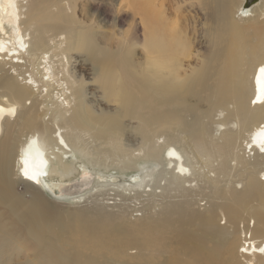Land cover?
I'll return each mask as SVG.
<instances>
[{"label":"bare ground","instance_id":"6f19581e","mask_svg":"<svg viewBox=\"0 0 264 264\" xmlns=\"http://www.w3.org/2000/svg\"><path fill=\"white\" fill-rule=\"evenodd\" d=\"M126 3L137 55L83 0H0V264H117L125 217L119 264H264V0Z\"/></svg>","mask_w":264,"mask_h":264},{"label":"rangeland","instance_id":"374dc122","mask_svg":"<svg viewBox=\"0 0 264 264\" xmlns=\"http://www.w3.org/2000/svg\"><path fill=\"white\" fill-rule=\"evenodd\" d=\"M98 1L99 0H83V3L86 5L85 12L82 10L83 9V6H82V8L80 9V12H79V14L80 13L81 14L79 16H84L85 14H92V16L96 20H98V18L100 20V17H101L102 20L104 19L105 21H99V22L103 23L102 28L100 30L101 32L99 34V37L102 38V39H106L107 40V38H109V37H107L108 36L107 35V32H109V31L110 32H113V33H111L112 35L110 34V37H111L110 43L112 42V44H115V42H116L117 39L122 38L124 36H127V37H124L126 39H131L133 37V39H131V40H132V42L135 43L136 41L134 40V36L135 35H138V37H139V34H140V33H138L136 31V29H138V31H139V28H138L139 25H137L138 23H136V22H138V19L137 18L139 17V15H135L133 17L132 12H131L132 11V8H130V6H128V4L126 3L127 0L126 1L125 0H115L116 2L114 0H104V4L106 3L107 6L109 4L108 7L105 5L107 7V9H108L107 12L106 11H102L100 8L97 7V2ZM122 1L125 2V3L123 2L124 3L123 6H121L122 5ZM233 1H235V0H233ZM114 2H115V5L113 7L111 5H113ZM117 2H119V4ZM125 4L131 10V11L129 10V14L126 15V16H124L125 14L124 15H121V17H119L120 19H117L118 21L116 20V22L114 23V25L111 24L112 22H114V21H111V20H113L112 18H114L115 15H116L114 9L115 8H118L120 6L123 7L122 9H126L127 7H125ZM116 5H117V7H116ZM95 7H97L98 9L95 8ZM82 12H84V14ZM105 12H106V14H105ZM131 18H132V20L134 19L135 22H131ZM110 24L113 25V26H110ZM132 25L133 26L136 25L137 28L135 30L134 29H131L130 27L133 28ZM111 28L113 29V31H112ZM134 28H135V26H134ZM116 33L117 34L119 33L120 36L119 35H116ZM115 35L118 36V37H116ZM112 40H114V41H112ZM133 49H134V53L136 55L139 54V45L137 43L134 44ZM75 68L78 71L83 72V74L86 77V79L89 80V77H90V66H89V64H87V63L86 64H82V65L79 64V65H76ZM213 130H214V127L213 126H211V127L208 128V131L209 132H212ZM262 168H264V162L262 164ZM88 181H89V178H83L82 181H80L79 183H77V185H74V186L73 185H70V187H68L66 190H60V191L61 192H64L65 195H75L80 190H82L85 187H87L85 185V183H87ZM239 185H240V183H239ZM18 189L19 190H23V187H22L21 184L18 185ZM156 191L158 192L159 189H156ZM211 191L212 190L210 189L208 195L211 194ZM43 192H42V194L45 196L46 200L52 201V199H54L51 196V194L48 193L47 191H43ZM125 192H127V191H125ZM171 192L173 193L174 191H171ZM111 193H113V192H111ZM112 195L113 194H108V196H109L108 199H105L106 197H108L107 194H105V196H103V194L102 195H98L97 197L98 198H103L104 197V200H105V201L103 200L104 202H111L112 203L113 202V199L110 198ZM115 198L118 199V198H120V196L119 195H115ZM118 201H120V200H118ZM127 201L128 200H126V202ZM82 202H80V203H82ZM203 202L204 201L200 202V204L203 203ZM80 203H74V204L73 203H60V204L63 205V207L65 209L66 208H71L72 209L73 207L76 206V204H79L80 205ZM84 203L85 202H83V204ZM111 203H108V204H111ZM135 213H139V212H135ZM65 217H66V214L63 213L62 218H65ZM127 221L133 222V219H130L128 217H125L121 221V223L127 225V223H126ZM121 223L118 224V221L116 220L115 224L112 227V230L109 232V238H110V241H111L110 244H113L114 247H109L108 248V246H107V247H104L103 249L100 250V253L102 254V256L98 258V261L100 263H107V262H110L111 263V261H113V262H115L117 264L120 263V261H121V255L116 250L117 248H116V245H115V240L117 239V235L120 234V228H119V226H120ZM123 224H121V225H123ZM76 225H77V221H71V222H69V221H67V219H64V228L62 230H60V229H54L53 232H56L59 235V237H60L57 240L58 245L63 250H66V251L72 250L73 252H75V251H81L86 256L87 255H90V254H95L94 253L95 251H92L91 248H90V246H88L89 243H90L88 237L83 236L81 234L79 235V233L75 230ZM16 253H18V256L15 259H11L10 261H7L5 264H25L27 261H29V264H34L37 261L36 258L32 255L31 252L21 251V252H16ZM1 262H4V261H0V263Z\"/></svg>","mask_w":264,"mask_h":264}]
</instances>
